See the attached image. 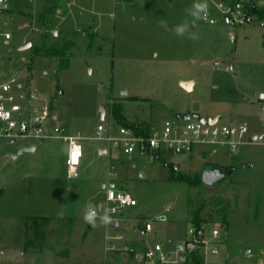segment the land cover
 <instances>
[{
  "label": "rangeland",
  "instance_id": "obj_1",
  "mask_svg": "<svg viewBox=\"0 0 264 264\" xmlns=\"http://www.w3.org/2000/svg\"><path fill=\"white\" fill-rule=\"evenodd\" d=\"M194 2L10 0L9 10L0 14V25L12 38L6 43L0 37V56L6 58L7 69L18 70L37 94L49 99L65 133L79 132L84 141L92 140L102 122L101 107L106 110L105 122L110 119L120 125L113 117L114 104L123 107L128 124L150 126L189 111L192 115L219 114L221 125L246 123L252 132H264L259 120L264 106V29L259 24L228 25L209 2L207 19L190 28L198 34L195 41L159 26L161 20L167 21L169 28L186 19L191 24L186 9ZM55 4L54 24L47 28L39 17ZM69 40L75 41V47L63 70H59L57 58L35 53V49L61 48ZM214 62L228 71L215 69ZM183 81L194 85L184 89ZM0 143L6 140L0 138ZM66 152L67 144L55 137L47 139L43 151L33 155L35 160H51L57 172L29 180L43 199L33 208L28 203L27 214L66 221L67 229L51 231L50 240L68 241L67 257L26 251L20 213L10 215L7 210L16 209L0 205V236L11 248L4 258L13 253L20 259L17 264H139L131 255L118 261L106 252L105 236L113 234L109 225L98 222L90 229L83 220L88 203L97 205V200H104L105 181L138 200V206L127 211L125 240L116 243L119 248L127 246L139 252L156 240L154 234L142 235L140 225L146 220L160 232L162 242L184 239L192 212L202 205L206 224L220 227V254L215 264H262L264 144H246L234 153L223 148L214 154L195 151L180 156L163 151L161 157L113 151L96 154L75 173L68 170ZM173 162L180 164L179 171H172ZM214 166L235 169L214 186L202 184V170ZM181 174L193 176L192 182L175 178ZM220 197L229 200L233 208L226 226L217 213L219 207L211 205ZM60 211L63 218L57 215Z\"/></svg>",
  "mask_w": 264,
  "mask_h": 264
},
{
  "label": "built area",
  "instance_id": "obj_2",
  "mask_svg": "<svg viewBox=\"0 0 264 264\" xmlns=\"http://www.w3.org/2000/svg\"><path fill=\"white\" fill-rule=\"evenodd\" d=\"M33 2L34 0H29ZM220 11L228 25L244 26L259 24L264 29V19L259 18L254 9H264V0H207ZM10 0H0V14L9 10ZM208 9V16H209ZM210 23L215 20L210 19ZM0 37L6 42L11 40L10 32L0 25ZM6 58L0 56V138L6 141L35 139L43 142L50 138H61L68 144L66 165L70 173H75L82 164L83 141L79 133L66 134L59 125L47 97L37 94L30 87V80L15 69L6 68ZM213 67L222 70L218 62ZM228 71V68L223 69ZM222 70V71H223ZM105 118V117H104ZM260 123L264 127V106L261 107ZM140 131L130 126L117 125L104 119L95 129L92 140L98 141L107 152L118 151L125 155H154L161 157L163 151L174 156L190 155L195 151L216 153L219 148L234 153L243 145L259 142L264 144V132H252L246 124L221 125L205 123L199 119H165L154 125L142 127ZM142 130V131H141ZM79 153V155H77ZM173 171H179V163L173 162ZM138 206V200L130 192L117 187L105 188L104 200L98 205V211L108 210L112 223L108 224L113 234H106L108 246L106 252L121 258L131 255L139 264H188L193 255H200L203 264H215L213 259L220 254V227L215 224L187 226L184 239L162 242L160 232L150 220L142 222V235L154 234L155 241L146 244L143 250L136 252L125 246L119 248L116 243L125 240L123 225L126 224L127 211ZM1 243V242H0ZM134 251V252H133ZM0 244V260L5 255ZM133 252V254H131ZM264 254V251H263ZM264 264V260L260 261Z\"/></svg>",
  "mask_w": 264,
  "mask_h": 264
},
{
  "label": "crops",
  "instance_id": "obj_3",
  "mask_svg": "<svg viewBox=\"0 0 264 264\" xmlns=\"http://www.w3.org/2000/svg\"><path fill=\"white\" fill-rule=\"evenodd\" d=\"M183 82H186V81H183ZM193 85L194 83L191 82L190 89ZM262 95H263L262 98H264V94ZM183 113H190V112L187 111V112H182V114ZM200 116L203 117L204 119L205 118H218L219 119L220 117L219 114H206L205 116L204 115H200ZM13 143L15 142L6 141L5 144L0 143V205L2 207H5L6 209L15 208L16 211L14 212H9V210H7L8 214L10 215L20 213L19 217L23 219V224H24L23 225L24 243H22L24 245L27 219L33 216H41L39 214L38 215L27 214L29 213L27 212V206H29L28 203L33 208L34 206H38L40 204L39 202H41V199H43L42 196L35 194L34 192L35 186L32 182L30 183L29 180L35 179L36 177L39 178L40 176L45 177L46 175L50 177L52 173H56L57 171L54 168L55 164L52 163L51 160L41 159L40 161V160H35V157H33V155H36L40 153V151L41 152L43 151V149L45 148V141L40 142V141L31 140V139H28V140L24 139V141L18 145H9ZM82 145L84 147L82 164L85 166L89 164L90 160L96 154L104 155L105 153H107L106 149H104L100 145L94 144L93 140L83 141ZM24 148L32 149V151L21 152L22 149ZM67 153H68V144H67L66 155ZM221 165H225V164H221ZM78 170L76 172H78ZM107 186L117 187L116 184L114 183L108 184L107 182L105 183L104 181L102 183V188H106ZM43 189L44 187L41 188V191H43ZM47 200H49V195H47ZM101 202H102L101 199L97 200L96 206L100 205ZM43 217H48V216H43ZM91 227L92 226H89L90 229ZM3 241H4L3 238L0 236V242L2 243L0 244L5 248L6 251L10 250L11 248H9V245H8L9 243L6 244ZM20 252L22 255L25 254V251H20ZM34 254L53 256L51 254L50 255L41 254V253H34ZM124 255H122L123 258L125 257ZM122 256L121 258L115 257V259H117L118 261L122 260ZM216 259L217 258L213 259V261L215 262ZM19 260L12 253L11 255L9 254L8 257L7 256L5 258L2 257V259L0 260V264H17L19 263Z\"/></svg>",
  "mask_w": 264,
  "mask_h": 264
},
{
  "label": "trees",
  "instance_id": "obj_4",
  "mask_svg": "<svg viewBox=\"0 0 264 264\" xmlns=\"http://www.w3.org/2000/svg\"><path fill=\"white\" fill-rule=\"evenodd\" d=\"M57 5H53L51 8H48L47 11L40 15V20L42 21V25H46L47 28H51L54 24V17L56 15ZM255 13L259 16V18L264 19V9H254ZM49 16V17H47ZM75 47V41L69 40L65 42L61 48L56 47L55 49H35V53L44 57H53L58 59L59 70H63L67 62L69 61V56L73 48ZM113 117L114 119L122 126H130L139 130L137 126L140 123L128 124L126 118L123 114V107L121 105L114 104L112 107ZM148 127V125H143L142 127ZM142 131V130H141ZM226 169L230 170L233 167H226ZM173 171V169H172ZM174 172V171H173ZM175 178L183 183H191L193 176L181 174L175 176ZM198 182L201 183L200 179ZM197 182V181H196ZM197 182V183H198ZM195 183V182H194ZM195 183V184H197ZM203 184V183H202ZM218 201H211V205H215L217 208V213L222 216V224H228V215L231 211H233L232 204L229 200H225L223 198H218ZM203 207H199L197 210L192 212V220L190 223H193L196 226H202L207 223V219L201 216ZM66 221H57L50 219L48 217L43 216H33L29 217L26 222V235H25V250L41 253V254H51L53 257L58 258H66L69 251V242L61 241V242H52L51 243V231L58 230L62 233L66 228ZM52 226H54L52 228ZM55 228V229H54ZM188 264H203V258L200 255H193L191 259L188 261Z\"/></svg>",
  "mask_w": 264,
  "mask_h": 264
},
{
  "label": "clouds",
  "instance_id": "obj_5",
  "mask_svg": "<svg viewBox=\"0 0 264 264\" xmlns=\"http://www.w3.org/2000/svg\"><path fill=\"white\" fill-rule=\"evenodd\" d=\"M187 15L192 17L191 24L186 19L184 22L175 25L173 28H169L167 21L161 20L159 26L166 31H172L176 36L181 38H187L190 40H197L198 34L192 32L190 28L195 25V22L201 19H207L208 16V3L207 0H196L191 7L186 9ZM60 218H63V211L57 213ZM83 220L86 224L91 225L93 228L99 225L107 226L112 223V216L108 210L103 212L98 211V206L88 203L85 208Z\"/></svg>",
  "mask_w": 264,
  "mask_h": 264
},
{
  "label": "water",
  "instance_id": "obj_6",
  "mask_svg": "<svg viewBox=\"0 0 264 264\" xmlns=\"http://www.w3.org/2000/svg\"><path fill=\"white\" fill-rule=\"evenodd\" d=\"M226 22L228 23V19H226ZM181 85H183L182 87L184 89H187L189 90L190 89V83L189 82H182ZM126 95V93H125ZM263 96V95H261ZM106 110L104 107H101L100 108V118L101 120L104 119V117L106 116ZM192 117L194 118H197L199 119L200 121L202 122H205V123H210V124H213L215 122L218 121V118H203L201 117L200 115L198 114H194L192 115L191 113H186V114H179L178 115V118H182L184 120H190ZM12 142H16V141H12ZM23 151H32V149H29V148H24L22 149L21 152ZM248 166H253V164H249ZM235 168L233 167V169H226L225 167H217V166H214L213 168H204L202 170V175H201V179H202V183L207 185V186H214L216 184H218L219 182H221L223 179H226L229 175H231L232 171L234 170ZM160 220H164V217H160ZM250 253L249 249L248 251H246V254Z\"/></svg>",
  "mask_w": 264,
  "mask_h": 264
},
{
  "label": "snow or ice",
  "instance_id": "obj_7",
  "mask_svg": "<svg viewBox=\"0 0 264 264\" xmlns=\"http://www.w3.org/2000/svg\"><path fill=\"white\" fill-rule=\"evenodd\" d=\"M77 155H79V153H77Z\"/></svg>",
  "mask_w": 264,
  "mask_h": 264
}]
</instances>
